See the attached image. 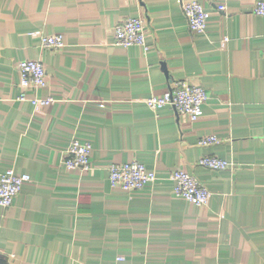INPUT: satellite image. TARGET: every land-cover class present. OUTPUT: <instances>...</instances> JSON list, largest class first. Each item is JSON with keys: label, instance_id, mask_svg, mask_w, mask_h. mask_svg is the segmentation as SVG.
Masks as SVG:
<instances>
[{"label": "crops", "instance_id": "0c3cea01", "mask_svg": "<svg viewBox=\"0 0 264 264\" xmlns=\"http://www.w3.org/2000/svg\"><path fill=\"white\" fill-rule=\"evenodd\" d=\"M197 1L203 34L181 0H0V176H31L0 206V264H264V16L258 0ZM128 17L145 21L148 49L116 44ZM51 34L65 46L43 47ZM22 60L43 62L45 88L23 90ZM181 80L209 94L197 121L146 104ZM208 135L222 141L200 146ZM74 138L92 144L89 168L64 165ZM133 161L156 182L112 187L110 166ZM179 169L211 191L207 206L175 196Z\"/></svg>", "mask_w": 264, "mask_h": 264}, {"label": "built area", "instance_id": "2783aa9c", "mask_svg": "<svg viewBox=\"0 0 264 264\" xmlns=\"http://www.w3.org/2000/svg\"><path fill=\"white\" fill-rule=\"evenodd\" d=\"M182 10L186 16L190 30L195 34L207 31L210 12L197 0H181ZM254 13L264 16V0H258ZM114 35L116 44L131 47L141 46L148 49L147 30L145 21L141 17H128L115 27ZM225 38L224 41H228ZM41 45L45 48L61 49L65 46L63 34L43 35ZM20 75V86L24 91L34 92L47 86V71L40 60H22L17 65ZM19 100H29L35 107L52 104V97L28 98L23 92ZM209 100V94L204 86L199 83H190L181 80L171 84L169 90L163 94H153L146 100V104L153 111H158L165 106H171L178 113L186 115L191 121H197L204 114V106ZM222 140L216 135H208L199 140L200 146L218 144ZM93 146L90 142H81L74 138L66 151L64 165L69 170L86 169L91 164ZM199 164L212 170H225L231 164L217 156H204ZM112 187L127 191L141 190L157 180L155 171L147 168L139 161L123 164H112L109 168ZM174 181L173 192L175 196L183 198L190 203L202 207L209 204L211 191L188 171L179 169L171 173ZM31 180L29 174H20L14 168L6 170L0 176V206L10 207L16 196L21 192L24 183ZM122 260V258H119Z\"/></svg>", "mask_w": 264, "mask_h": 264}]
</instances>
